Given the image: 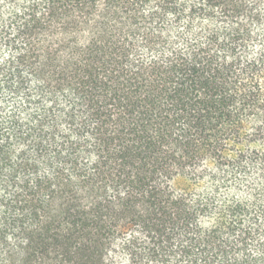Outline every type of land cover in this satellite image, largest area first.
Segmentation results:
<instances>
[{
	"label": "trees",
	"instance_id": "trees-1",
	"mask_svg": "<svg viewBox=\"0 0 264 264\" xmlns=\"http://www.w3.org/2000/svg\"><path fill=\"white\" fill-rule=\"evenodd\" d=\"M0 264H264V0H0Z\"/></svg>",
	"mask_w": 264,
	"mask_h": 264
}]
</instances>
